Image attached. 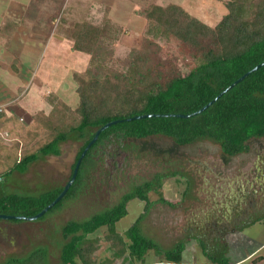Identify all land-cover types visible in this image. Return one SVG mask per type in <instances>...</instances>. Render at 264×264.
I'll return each instance as SVG.
<instances>
[{
    "label": "rangeland",
    "instance_id": "rangeland-1",
    "mask_svg": "<svg viewBox=\"0 0 264 264\" xmlns=\"http://www.w3.org/2000/svg\"><path fill=\"white\" fill-rule=\"evenodd\" d=\"M22 1L23 4L28 2L27 14L30 18L36 17L34 21H24L27 14L24 16L23 13L24 17L21 16L20 12L24 9L22 6L12 2L8 10L0 0V16L2 9H7L4 10L6 17H0V47L4 49H7V46L12 47L9 53L13 56V59L10 57L8 60L0 58V173L12 167L20 154L34 151L40 144L46 142L48 137L50 138L48 133L43 131L45 128L43 130L39 128H43L46 116L55 108L57 100L67 103L66 105L63 103V107L74 109L78 105L75 90L79 83L89 85L95 79L99 82L102 80L120 82L118 79L125 72L128 59L134 58L130 56L131 53L148 51L151 57L154 56L153 59L158 54L162 61L168 62L166 64L168 68L180 75L198 63L194 58L197 53L165 32L163 28H158L155 36L145 34L143 30L145 23L140 12L146 7L141 4L142 2L109 0L110 11L114 12L112 9H116L115 14L109 11L111 18L110 13H106L102 7L96 8L92 13L94 15L89 13L92 24L102 26L107 16V23L111 27L105 30L104 40L99 44L102 50L99 48L92 52V56L99 59L98 66L90 67V63L88 65L90 55L86 54L87 63L84 67L81 64L80 70L65 71L62 67L55 69V66L46 63L47 59H43L41 52L44 53L45 50H41L42 46L36 44L35 38L40 40L38 35L42 34L44 41L47 33L56 38L55 31L59 39L65 37L75 23L86 21L87 8L84 5L75 17H68L66 13L71 1L64 0L62 8L51 6L54 11L57 9V13L54 14L55 18L53 16L54 20H50L46 25L45 18L40 16L51 13L45 12L46 6H42L45 0ZM155 2L162 6L178 5L190 17L212 29L228 13L226 0H155ZM99 15L100 17L102 15L103 19L96 21ZM62 17L66 19L58 29L57 25ZM23 25L29 26V30ZM66 40L61 41L66 44L64 42ZM149 42L152 44L149 45ZM146 46L151 50L146 48L143 50ZM157 47L159 51H156ZM68 49L69 47L65 50L56 49L53 53L60 50L61 59L68 62L70 60L67 56H71L70 52L73 51ZM7 82L9 85H5ZM58 88L60 94L61 92L64 94L52 96L50 92L56 93ZM66 93H70V96ZM39 95L40 99L53 98L49 102L50 109L46 107L39 109L36 105L32 108L28 102L29 97ZM63 107L61 106L62 110ZM39 112H42L41 115ZM51 122L52 126H55V121ZM49 132L52 133L50 130ZM25 140H29L28 144L23 143ZM82 144V140L68 139L60 143L57 156L39 157L28 165L24 173L12 172L4 183L0 184V195L36 197L53 188L63 187L69 180L72 164ZM175 172L186 173L191 183L188 179L173 176L172 173ZM84 174L76 197L65 201L59 209L46 214L43 219L16 223L0 219V263L11 256L29 255L42 247V250L49 248L48 264H60L57 244L60 243V232L67 221L84 220L91 215L104 212L108 207L118 203L120 197L131 191L134 186L150 182L157 175H160L163 181L158 191L147 193L148 200L152 203L144 213L140 226L144 236L156 242L162 250H170L183 244L181 257L184 261L207 259L210 263L207 256L203 255L200 247L203 245L210 257L217 260L226 258L227 263H230L249 249L257 247L253 239L246 238L253 237L254 230L240 231L236 234L237 231L232 230L235 226L227 223L223 219L226 215L221 212L225 210V203L229 204L231 209V203L235 198L248 196L251 203L249 200L242 202V206L249 211L246 218L263 219L264 141L252 143L247 154L226 158L221 155L218 146L210 141H200L188 149L177 150L168 142L123 143L112 139L94 150ZM185 189L189 191L188 195L194 192L193 199H189L186 194L183 198ZM160 198L172 206L161 203ZM252 205H255L256 209H252ZM144 206L145 203L138 199L130 201L127 205V215L116 224V231L122 232L127 229L143 213ZM240 224L241 228L242 223ZM263 224L264 222L260 223L261 227L256 228L260 230L262 226L264 227ZM107 231V228H101L94 236L88 235L85 238L86 241L97 242L95 243L97 250L92 255L94 263L112 258V251L103 240ZM262 249L255 253V256L260 255L259 259L264 258ZM161 252L148 251L146 263L170 264L165 262ZM258 258L243 264H257L255 261ZM111 264L135 263L117 258L112 259ZM258 264H264V261Z\"/></svg>",
    "mask_w": 264,
    "mask_h": 264
},
{
    "label": "trees",
    "instance_id": "trees-1",
    "mask_svg": "<svg viewBox=\"0 0 264 264\" xmlns=\"http://www.w3.org/2000/svg\"><path fill=\"white\" fill-rule=\"evenodd\" d=\"M136 1L146 7L140 12L145 21V34L155 36L158 28H163L195 51L197 56L194 58L198 63L180 75L168 68V62L162 61L158 54L153 59L150 52L138 51L130 54L134 58L128 59L125 72L118 79L120 82H99L95 79L89 85L79 83L75 90L78 105L74 109L63 107L64 102L57 100L55 108L46 116L43 128H39H45L43 131L50 138L34 151L20 154L12 167L0 173V184L12 172L24 173L28 165L39 157L57 156L60 143L68 139L82 140L83 144L71 167L70 179L81 152L95 132L107 123H117L99 133L82 158L77 175L65 195L41 219L59 209L65 201L76 197L94 150L112 139L123 143L168 142L177 150L188 149L200 141H210L218 146L221 155L226 158L247 154L252 143L264 141V65L250 72L264 62V0H226L228 13L213 29L190 17L178 5L162 6L156 4L155 0ZM64 17L59 20L58 29L66 19ZM110 28L107 20L100 27L79 21L64 38L72 42L73 51L90 55V67H97L99 59L92 56V52L99 48L102 50L99 44L104 40L105 30ZM145 48L151 50L147 46L143 50ZM156 51H159L158 47ZM248 72L247 76L234 84ZM232 84L229 90L222 93ZM206 105L202 112L189 116ZM148 115L150 117L135 119ZM52 120L55 126H52ZM25 141L23 143L28 144L29 140ZM172 175L188 179L191 183L184 172ZM162 181V177L157 175L150 182L134 186L104 212L84 220L67 221L57 244L60 264H111L112 259L117 258L147 264L146 257L151 250L157 253L162 251L167 263L180 264L183 244L164 251L156 242L144 236L140 226L144 213L152 203L147 193L158 191ZM62 189L53 188L36 197L0 195V215L16 218L8 221L21 222L23 220L18 217L35 216ZM187 192L185 189L183 198L189 196V199H193L194 192L192 195ZM133 199L145 203L143 213L127 229L118 232L116 224L127 215V205ZM159 201L172 206L162 198ZM101 228L108 229L103 240L112 251V258L94 263L92 255L97 250V242L86 241L85 238L94 236ZM200 247L210 264H228L226 258L214 259L207 254L203 245ZM42 249L26 256H11L0 264H48L49 248Z\"/></svg>",
    "mask_w": 264,
    "mask_h": 264
},
{
    "label": "crops",
    "instance_id": "crops-1",
    "mask_svg": "<svg viewBox=\"0 0 264 264\" xmlns=\"http://www.w3.org/2000/svg\"><path fill=\"white\" fill-rule=\"evenodd\" d=\"M6 8L9 10V8L11 6L10 3L14 2L18 5H20V7L22 6L24 9L23 11L20 12L21 16H23V13H24V16L25 14H27V11H28V2H26L25 4H23L22 0H1ZM71 1L70 2V5H69V8H68V12L66 13V15H68V17H75L79 12V9H81V7H84L87 8V17H86V21L87 23H90L92 26H96L94 24H92V20L90 21V19H92L90 17V14L91 15H94L92 13H94L96 10V8L98 9L99 7H102V10L105 8V11L106 13L109 12L111 9H109V5H110V1L109 0H69ZM64 0H45V3H43L42 6H46L45 9L51 13H45L44 16L40 15L41 17L45 18V23L46 25L47 22H49L50 20H54L53 19V16L54 14L57 13V9L58 8H62L64 6ZM88 4V5H87ZM112 5V4H111ZM54 7V8H57L55 9V11L51 8ZM71 8V9H70ZM6 9V10H7ZM3 10V11H2ZM2 13H1V16L0 17H6L5 13H4V8L2 9ZM5 10V11H6ZM114 12H111L113 14L116 13V9H112ZM42 12V10H41ZM109 12V13H110ZM90 13V14H89ZM108 13V14H109ZM111 13L109 14V17L111 18ZM23 16V17H24ZM36 16H39V15H36ZM18 17V16H17ZM34 17V16H33ZM20 18V17H19ZM24 18H27L25 19L24 21L26 22H31V21H34L36 19V17L34 18H30L29 17V14H27ZM55 18V16H54ZM142 18V17H141ZM102 15L100 17V15L98 16L97 19H95L96 21H100L102 20ZM105 20L108 19L107 16L104 18ZM143 19V18H142ZM144 20V19H143ZM22 21V20H20ZM25 23V22H24ZM97 23V22H95ZM145 23V21H144ZM24 27L27 28V30H29V26H25L23 25ZM21 29H24V27L20 26ZM48 27V26H47ZM8 31H10L9 28H7ZM143 30H144V26H143ZM142 30V31H143ZM13 33V32H11ZM46 34V32H44ZM37 35V34H35ZM52 36V35H51ZM48 35L44 36L46 38V40H42V34L41 35H38V37L40 38V40L36 37L35 39L37 40L36 44L37 45H41V50H45L44 53L43 51L41 52V54L43 55V59H47L46 60V63H48L49 66H55L54 68L55 69H58V67H62L65 71H69V70H80V66L81 64L83 65L84 67V64L87 63V58H86V54L84 53H80V52H77V51H71V56H67L68 59L71 61H65V59H61V57L59 56V51L62 49V50H65L67 47H69L68 50H72V42L71 41H68L66 39H64V36H62L63 38L59 39L60 37H58L57 35H54L56 38H53ZM15 38V33L13 35V39L12 41L14 40ZM61 40H66L64 41L66 44H63ZM14 43V41H13ZM13 45V44H12ZM68 45V46H67ZM8 48L7 49H4L3 47H0V58H5L8 60V58H12L13 59V56H11V54L9 53L10 50H12L10 46H7ZM56 49H60V50H57L56 52L54 51L53 53V50H56ZM51 56V58H49ZM14 61L15 60V56H14ZM13 62V61H12ZM14 63V62H13ZM50 68V67H49ZM23 70V68L21 69ZM62 76H65V75H62ZM4 85V84H3ZM5 85H9V83L7 82ZM7 93V92H6ZM52 93L51 95L53 96V94L55 95H61V94H64L63 92H59V88L57 89L56 93L53 91V92H50ZM34 95V94H33ZM49 95V93H48ZM50 95V96H51ZM66 95L70 96V93H66ZM49 100H50V97L49 99H40V95L39 97H29L28 99V102L29 104L32 106V108L36 106H38L39 109H46L47 108H51L50 105H49ZM65 104H67L65 101H64ZM243 199H245V197H242V198H235L232 203H231V209L229 208V204H226L224 205L225 207V210H223L221 213L224 215H226L225 217H223V219L231 224L232 226L234 225L235 227L232 228V230H236V234H238V232L240 231H243V232H250L251 230H254L252 232V234L254 235L253 237L252 236H246V238L248 239H253V242L257 244V247L253 250H250L248 252H246L244 255H242L241 257H239L237 260L235 261H232L228 264H243V263H246L247 261H254L256 258L260 257V255H257L255 256V253L257 250H259L260 248L262 249V251H264V227L262 226V228L260 230H258L256 227H261L259 224L264 222V218L263 219H252L250 220L249 218H246L248 216V212L247 209L241 207L242 206V202H243ZM217 206V205H216ZM227 206V207H226ZM222 207V205L220 206ZM256 206L255 205H252V209H254ZM240 212H238L237 210H240ZM251 208V207H250ZM249 208V209H250ZM256 209V208H255ZM220 212V208L218 210ZM236 213V214H235ZM222 217V216H221ZM242 223V227L240 228L241 224ZM264 225V224H263ZM264 261V258H258V260H256L255 262L258 264L260 262H263ZM188 262H191L193 264H210L208 263L207 259L205 260H198V261H194L192 262L191 260L190 261H184L183 260V257H181V263L180 264H187Z\"/></svg>",
    "mask_w": 264,
    "mask_h": 264
},
{
    "label": "water",
    "instance_id": "water-1",
    "mask_svg": "<svg viewBox=\"0 0 264 264\" xmlns=\"http://www.w3.org/2000/svg\"><path fill=\"white\" fill-rule=\"evenodd\" d=\"M262 65H264V62H262L261 64L257 65L256 67H254L250 72L252 71H255L257 68L261 67ZM250 72L244 74L241 78H239L234 84H236L237 82H239L241 79H243L245 76H247ZM234 84H232L231 86H229L227 89H225L222 93H224L225 91L229 90ZM222 93H220L217 97H219ZM216 99V98H215ZM211 102L208 104L210 105ZM208 105L204 106L203 108H201L200 110H198L197 112L189 115V116H193V115H196L200 112H202ZM145 117H150L149 115L148 116H138V117H135V119H142V118H145ZM117 122H110V123H107L105 124L104 126H102L101 128H99L93 138L91 139V141L86 145V147L84 148V150L81 152L80 156H79V159L77 160L74 168H73V171H72V175H71V178L67 181V183L63 186V189L62 191L58 194V196L48 205L46 206L42 211H40L38 214H36L35 216H32V217H18L17 219H20V220H23V221H32V220H36L40 217H42L48 210H50L58 201H60L62 199V197L65 195V193L67 192L68 188L70 187V185L72 184V182L74 181L76 175H77V171H78V167H79V164L82 160V158L84 157L85 153L87 152V150L90 148V146L96 141L99 133L101 131H103L104 129L108 128L109 126L115 124ZM0 219L2 220H8V219H16L14 217H10V216H5V215H0Z\"/></svg>",
    "mask_w": 264,
    "mask_h": 264
},
{
    "label": "flooded vegetation",
    "instance_id": "flooded-vegetation-1",
    "mask_svg": "<svg viewBox=\"0 0 264 264\" xmlns=\"http://www.w3.org/2000/svg\"><path fill=\"white\" fill-rule=\"evenodd\" d=\"M251 184H252V183H251ZM254 199H255V198H254ZM243 200H249V199H248V196H247V197L245 196V199H243ZM249 203H251L250 200H249ZM241 207L243 208V206H241ZM242 208H240V210H237V211L240 212ZM245 209H246V208H245ZM242 210H243V209H242ZM235 214H236V213H235Z\"/></svg>",
    "mask_w": 264,
    "mask_h": 264
},
{
    "label": "built area",
    "instance_id": "built-area-1",
    "mask_svg": "<svg viewBox=\"0 0 264 264\" xmlns=\"http://www.w3.org/2000/svg\"><path fill=\"white\" fill-rule=\"evenodd\" d=\"M1 111V110H0Z\"/></svg>",
    "mask_w": 264,
    "mask_h": 264
}]
</instances>
